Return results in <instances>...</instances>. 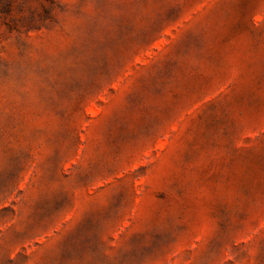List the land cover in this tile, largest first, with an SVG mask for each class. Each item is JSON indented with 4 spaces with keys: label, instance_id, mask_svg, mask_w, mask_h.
Instances as JSON below:
<instances>
[{
    "label": "rangeland",
    "instance_id": "1",
    "mask_svg": "<svg viewBox=\"0 0 264 264\" xmlns=\"http://www.w3.org/2000/svg\"><path fill=\"white\" fill-rule=\"evenodd\" d=\"M0 264H264V0H0Z\"/></svg>",
    "mask_w": 264,
    "mask_h": 264
}]
</instances>
